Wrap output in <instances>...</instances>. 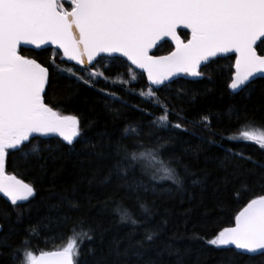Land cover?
<instances>
[{"label":"snow or ice","instance_id":"6c2138e0","mask_svg":"<svg viewBox=\"0 0 264 264\" xmlns=\"http://www.w3.org/2000/svg\"><path fill=\"white\" fill-rule=\"evenodd\" d=\"M179 28L190 30L186 42L178 35ZM167 40L175 43L174 51L166 56L150 54L158 44ZM22 45H31L35 49L55 46V49L62 50L64 57L83 66L84 70L97 58L108 57L118 62L126 58L130 62L128 75L131 80L136 79L131 66L147 74L148 91H141L139 95L162 110L150 125L168 129L171 135H175L177 133H172V129H186L181 123L173 124L169 120L167 105L158 102L151 86H164L166 81L181 73L202 77V65L227 54L235 55V73L228 85L233 93L244 90L258 75L264 77V0H0V194L7 198L12 210L22 207L21 202L30 201L36 190L17 175L8 174L6 160L10 154L19 153V161L27 167L34 159H43L41 153L53 149L46 142L43 146L40 142L32 143L41 136L60 138L55 146L57 150L66 147L69 152H75L76 145L80 144L81 150H88L90 155L111 160L107 174L99 177L93 174L89 183L98 180L106 184L115 177L122 186L147 191L142 182L135 179L129 182V173L135 172L145 152L155 158L166 149L168 141H158L153 149L141 151L144 147L142 136L150 137L152 133H143L137 123L125 127L121 138L115 142L109 138L107 142L92 143L87 139L78 116L66 115L55 107L70 100L71 96L63 101L48 97L46 88L55 90V73L68 72L89 87H95L93 81L100 77L106 82L110 78L104 77L101 71H88L89 78L84 79L72 69L60 68L54 59V72L50 73L49 68L37 59L23 55ZM111 83L126 84L128 81L118 76ZM99 91L106 97L122 99L115 92ZM207 122V116L201 117L202 126L208 127ZM247 128L229 139L252 142L264 149V128L250 121ZM125 140L131 143L126 144ZM231 155L256 163L242 153ZM230 163L226 157L221 166L227 169ZM141 171L145 170L141 168ZM159 172H162L161 179L182 185V178L171 166V160H161V165L152 170L151 179L156 180ZM247 190L248 185L242 183L241 189L234 191L239 196ZM64 199L69 208L78 209L79 205L73 199ZM137 206L143 220L137 219L127 206L117 205L114 209L120 222L130 223L133 229L125 237L110 241L108 255L112 257V264H132L131 257H141V249L159 235L158 227H145L151 220V207L143 201H138ZM22 215L17 212V221ZM10 216L6 210L0 212V219L5 222ZM64 220L67 223L71 218L65 216ZM9 227L11 231L12 226ZM42 227V222L30 226L28 236L38 237ZM140 227L144 228L142 238L134 240ZM3 228L4 224L0 223V230ZM96 231L97 227L80 218L73 223L72 234L62 246L35 255L30 239L26 237L22 242L24 247L13 248L11 258L14 264H80L82 246L85 240L94 239ZM206 242L218 248L234 246L246 253L264 255V195L250 199L235 215L233 226L222 228ZM8 246L6 238L0 239V247ZM97 264H107L106 258L102 257Z\"/></svg>","mask_w":264,"mask_h":264},{"label":"trees","instance_id":"16d2710c","mask_svg":"<svg viewBox=\"0 0 264 264\" xmlns=\"http://www.w3.org/2000/svg\"><path fill=\"white\" fill-rule=\"evenodd\" d=\"M65 5L69 7L68 3ZM179 35L183 40L189 38L187 31H179ZM22 49L23 55L37 59L49 68L50 73L54 72L53 59L62 69L75 66L62 61L61 54L54 48ZM171 50L172 45L163 42L153 54L164 55ZM121 60L105 57L90 67H100L104 77L110 78L108 82L102 77L93 82L95 87H89L67 72L55 73V90L46 88V91L48 97L62 101L71 96L70 100L55 107L66 115L78 116L92 143L107 142L109 138L115 142L121 138L125 127L137 123L143 133H152L150 137L142 136L144 147L141 151L151 150L158 141L167 140L168 145L161 154L153 158L145 152L135 172L129 173V182L135 179L148 190L122 186L115 177L106 184L98 180L89 183L93 174L98 177L107 174L111 160L90 155L88 150H81L80 144L76 145L75 152H69L66 147L57 150L55 146L60 138L38 137L32 143L40 142L43 146L46 142L53 149L43 151V159H34L27 167L19 161V153L10 154L6 160L7 173L32 184L36 195L30 201L21 202L23 206L16 211L0 196V212L11 213L8 222L0 219L4 224L0 239L6 238L9 245L0 247V264H14L12 250L24 247L22 242L26 237L30 239L35 255L62 246L72 234L73 223L80 218L97 227L94 239L85 240L82 246L80 264H97L102 257L106 258L107 264H112V257L108 255L110 241L125 237L133 229L130 223L120 222L114 209L117 205L127 206L137 219L143 220L138 201L151 207V220L145 227H158L159 235L141 249V257H131L132 264H264V255H246L230 247L218 248L206 242L222 228L233 225L235 215L250 199L264 195V149L252 142L229 139L247 129L249 121L264 128V78H257L244 90L233 93L228 85L233 74L234 56H227L202 66V77L183 74L168 85L152 88L158 102L167 105L169 120L173 124L181 123L186 129H172L171 132L177 134L171 135L168 129L150 125L162 110L139 95L149 88L145 75L133 69L136 79L131 80L128 75L130 65ZM118 76L128 83H111ZM99 89L115 92L122 99L106 97ZM203 116L208 117V127L201 124ZM229 150L250 156L256 163L234 157ZM226 157L231 161L227 169L221 166ZM161 160H171V166L182 178L181 186L161 179L162 172L157 173L156 180L151 179L152 170L161 165ZM242 183L248 185V190L238 196L234 190L241 189ZM65 197L73 199L79 205L78 209L69 208ZM17 212L23 213L19 221ZM65 216L71 218L67 223ZM38 222L43 224L39 236L29 237L28 229ZM143 231V227L137 228L133 239H141Z\"/></svg>","mask_w":264,"mask_h":264},{"label":"water","instance_id":"95a60500","mask_svg":"<svg viewBox=\"0 0 264 264\" xmlns=\"http://www.w3.org/2000/svg\"><path fill=\"white\" fill-rule=\"evenodd\" d=\"M179 31H187V32H189V38H190V30H188V29H184V28H179V29L177 30L178 35H179ZM179 36H180V35H179ZM180 38H181V36H180ZM181 39H182V38H181ZM182 40H183V39H182ZM167 42H169V43L172 45V50H171L170 52L174 51V50H175V43H174L173 41H171V40H167ZM185 42H186V40H185ZM162 43H163V42H161V44H162ZM161 44H158L157 47L154 48L150 54L155 55V54H153V53L155 52V50H156ZM22 48H24V49L40 50V49H35L34 46H31V45H22ZM44 48H54V49H55V46L46 45V46H44ZM44 48H42V49H44ZM56 50L61 54V60H62V61H65L66 63L71 64V65H75V66H77V67H79V68H83V66H81V65H77L75 61H70V60H68L66 57H64V56H63V52H62V50H59V49H56ZM170 52L167 53V54H164V55H156V56H166V55H169ZM227 56H234V63H235V55H234V54H227V55H224V56L215 57V58H212V60H213V59H216V58H224V57H227ZM98 59H100V58H97V60H98ZM122 59L126 61V58H122ZM96 62H97V61H94L92 65H89V66H88V68H90L91 66H93ZM126 62H127V61H126ZM127 63H128V65H130V62H127ZM234 63H233V74H232V76H233L234 73H235ZM202 66H204V65H202ZM202 66H201V67H202ZM131 67H132V69H134V70H136V71L142 72V70H140V69H136L134 66H131ZM142 73H143V72H142ZM143 74L145 75L146 80H147V74H146V73H143ZM181 76H183V73H181V74H179V75H177V76L172 77L171 80L165 82V85L170 84L172 81L178 79V78L181 77ZM190 77H191V76H190ZM192 78H195V77H192ZM257 78H264V77H261V76L258 75V76L255 77L252 81H254V80L257 79ZM252 81H251V82H252ZM230 82H231V81H230ZM251 82H250V83H251ZM147 83H148V85H149V81H148V80H147ZM165 85H164V86H165ZM151 87H152V88H157V86H154V85L151 86ZM160 87H163V86H159V88H160ZM230 90H231V89H230ZM231 91H232V90H231ZM41 137H42V136H41ZM42 138H58V137L50 136V137H42ZM8 174H10V173H8ZM17 178L20 179L19 177H17ZM24 182H25V181H24ZM0 196L3 197L2 194H0ZM3 198L7 199L6 197H3ZM245 206H246V205H245ZM233 225H234V224H233ZM233 225H231V226H233ZM229 227H230V226H229ZM230 248H232V249L238 251L239 253L246 254V255H258V254H259V253H255V254H253V253H246V252H243V251H241V250H237V249H235L234 246H230ZM39 254H40V253H39ZM39 254H37V255H39Z\"/></svg>","mask_w":264,"mask_h":264},{"label":"rangeland","instance_id":"374dc122","mask_svg":"<svg viewBox=\"0 0 264 264\" xmlns=\"http://www.w3.org/2000/svg\"><path fill=\"white\" fill-rule=\"evenodd\" d=\"M65 7H66V5H65ZM66 69H72L73 71H75L77 73L78 76H82L84 79H88L89 78L88 75H87L88 71H101L102 72V69L100 67H98V66L96 68H93V69L89 68L87 70H84L83 68H79V67H75V66L74 67L73 66H67ZM100 78H102V77H100ZM244 130H248V128L244 129Z\"/></svg>","mask_w":264,"mask_h":264}]
</instances>
